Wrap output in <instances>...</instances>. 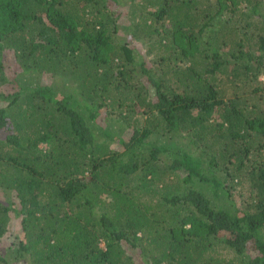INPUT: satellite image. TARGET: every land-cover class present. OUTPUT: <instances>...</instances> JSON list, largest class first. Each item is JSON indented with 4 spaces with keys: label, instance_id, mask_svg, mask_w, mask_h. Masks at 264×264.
I'll list each match as a JSON object with an SVG mask.
<instances>
[{
    "label": "trees",
    "instance_id": "obj_1",
    "mask_svg": "<svg viewBox=\"0 0 264 264\" xmlns=\"http://www.w3.org/2000/svg\"><path fill=\"white\" fill-rule=\"evenodd\" d=\"M139 1L0 0V264H264V0Z\"/></svg>",
    "mask_w": 264,
    "mask_h": 264
},
{
    "label": "rangeland",
    "instance_id": "obj_2",
    "mask_svg": "<svg viewBox=\"0 0 264 264\" xmlns=\"http://www.w3.org/2000/svg\"><path fill=\"white\" fill-rule=\"evenodd\" d=\"M138 1L139 0H135V1H132V0H123V6L120 7V9H121V12L124 15H127V18L123 17V19H122V23L123 24L129 25L131 22L134 23L135 21L132 20V19H129V16L138 17V16L144 14V12L146 11L145 7L142 5L143 3H141V5H139V6L137 5V3L140 2V1L139 2ZM135 43H138L139 44V42H135ZM146 50H148V47H145L144 46L141 51L144 52ZM148 57H149L148 58L149 60H152L154 58L152 55H149ZM5 67L7 68L8 72H10V71L12 72V70L13 71H16V74H18V72H19V69L15 67V65L13 64L12 61H11V64H8V65L6 64ZM11 72H10V76H12V73ZM261 80L264 83V76L261 77ZM43 82H48L47 81V78L44 77L43 78ZM0 89H3L4 91H7V90H10L11 89V86L8 85V88L6 86H3ZM124 137H126V135H124ZM169 181L170 180H167L166 181V184ZM9 234H10L9 236H5V237H3V238L0 239V252H2V253L5 252V251L7 252V248L10 246L9 239H10V236L13 235V233L11 232Z\"/></svg>",
    "mask_w": 264,
    "mask_h": 264
}]
</instances>
